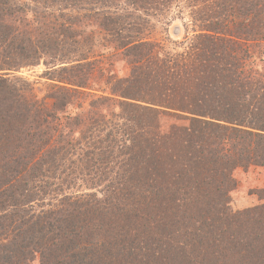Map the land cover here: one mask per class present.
Segmentation results:
<instances>
[{
	"label": "rangeland",
	"instance_id": "1",
	"mask_svg": "<svg viewBox=\"0 0 264 264\" xmlns=\"http://www.w3.org/2000/svg\"><path fill=\"white\" fill-rule=\"evenodd\" d=\"M6 1L14 4L15 11L20 9L23 14L18 18L19 16L15 17L13 14L7 16L6 11H2L5 12V19L2 18L5 25L1 29L3 32L15 34L24 23L27 28H35L39 24L44 26L40 22L34 25L33 20L36 18L49 26L55 25V18L59 14L63 13V18L68 14L70 20L75 21L78 30L80 29L85 51L89 46L93 48L98 63L88 71L87 68L75 69L80 66L76 60L80 57L71 54L62 58L63 60L44 56L36 63L23 64L15 70L0 67V79L5 77L13 80L17 75L23 77L30 82L34 91L31 93L35 99L44 101L49 106L54 101L49 96L55 95L59 87L71 90L64 106H55L56 109L53 107L55 119L46 125L42 121L38 123L34 120L17 119L9 122L12 131L26 132L31 128L32 132H36L35 137H25L14 132V140L6 147L13 150L16 149L15 145L18 149L7 152L8 160L2 158L0 162V210L4 209L6 214L13 210L16 181H28V173L29 182L31 181L33 172L21 174L22 168L19 167L26 164L24 156L29 155L30 167L34 162L44 163V166H36L44 169L45 176L51 177L49 187L51 191H55L45 196L38 188V196L35 193L29 205L38 217L44 219L45 216L58 214L63 210L62 205L66 206L67 196L74 199L75 203H82L83 212H90L85 217L86 220L80 223L84 229L80 233L76 230V235L68 232L66 238L70 240L60 242L64 249L57 247L56 250L47 248L44 251V247L38 244L36 255L28 264H118V260L128 261L129 254L141 252L136 247L140 239L147 237V232L153 234L161 227L151 228L145 221L147 204L143 195L130 182L136 173H149V170L145 168L146 165L131 167L127 163L132 161L131 158L147 161L155 153L160 156L158 149H164L163 137L167 136L172 126L186 123L187 113L170 108L163 101L162 95H159L157 88L144 92L142 89L128 88L125 81L123 87L118 88L120 85L115 78L130 77L133 61L147 53L151 45L154 52L148 54V59L146 57L145 68L150 71L153 69L160 75L163 71L170 74L172 78L169 80H173L174 86L179 80L174 91L182 94L185 89H182L183 81L179 78L185 70L191 77L183 78L188 79V85L192 88L195 87L196 77L199 75L197 69H191L195 66L182 67L185 57L191 51L192 45L202 39L201 36L212 34L232 46L235 52L232 56L239 57L241 70L264 82L263 5L260 0H76V6L61 11V5L71 3L64 2L65 0L61 3L60 0ZM42 6L48 8L43 12ZM250 9L254 13L249 15ZM247 15L250 16L247 18L248 22L239 24ZM245 28L252 31V40L240 38V33ZM143 43L147 44L146 47L141 46ZM69 47L73 51L76 45ZM64 51L71 52L67 47ZM197 54L191 55L190 60L194 61ZM208 54L206 52L205 56ZM79 71L83 73L77 75L79 78H73L76 83L70 81L74 76L72 74ZM193 75L195 76L192 77ZM53 85L56 88L52 89ZM147 100L157 102L151 103ZM77 115L82 122L71 119ZM10 116L12 115L0 116V142L9 135L4 127L8 128L6 121ZM93 121L95 124L92 126ZM16 140L23 143H16ZM68 140L72 144L69 145ZM125 140L127 143L124 145ZM54 154L58 162L52 165ZM228 176L234 184L227 191L231 213L264 204V165L239 166L232 173H228ZM28 185L34 188L30 183ZM59 187L62 192L57 190ZM160 195L165 194H158L157 197ZM23 197L26 199L27 195L24 194ZM190 199L187 214L196 205L192 197ZM134 208L139 213H135L132 210ZM183 208L185 209L181 207V210ZM175 211L177 212L176 209ZM154 215L169 223L168 229L172 235L169 234L173 241V246L170 247L180 248L177 251L172 250V253L176 252L173 256L163 259L169 246L161 248L163 251H157L155 255L152 248L147 246L146 253L151 259L150 264L223 263V258L227 256L223 250H205L201 245L197 246L199 243L196 244L193 240L197 237L191 234L192 229L163 219L164 216L168 217L165 209L157 210ZM182 220L186 224L187 219L181 218L180 221ZM46 226L49 235L45 237L43 245L51 242L55 229L53 225ZM162 238L164 239V235ZM174 241L182 245L176 246ZM224 241L229 244L227 239ZM1 244L3 243L0 239V256L3 253ZM192 244L196 245L195 251ZM242 246L243 244L236 243L238 249H242ZM224 249L232 255L233 252L225 247ZM230 249H233L232 246ZM257 258L259 263L263 261L264 264V253Z\"/></svg>",
	"mask_w": 264,
	"mask_h": 264
},
{
	"label": "trees",
	"instance_id": "2",
	"mask_svg": "<svg viewBox=\"0 0 264 264\" xmlns=\"http://www.w3.org/2000/svg\"><path fill=\"white\" fill-rule=\"evenodd\" d=\"M11 1L14 2V0ZM63 1L60 0V3ZM66 1L71 4L61 5V11L77 5L76 0H65L64 2ZM260 2L264 12V0H260ZM35 6L37 7V4ZM47 8V6H42L43 12ZM250 10L249 15L254 13L252 9ZM2 11H6L7 16L13 14L15 17L19 16L18 18L23 14L20 9L15 11L14 4L0 0V67L4 66V68L15 70L23 64L36 63L44 56L52 59H64L65 56L69 57L71 54L80 57L76 59L80 66L75 69L87 68L88 71L98 63L97 58L94 57L93 48L89 46L85 51L86 47L81 40L80 29L78 30L76 22L70 20L68 14H66V18L62 17L63 13L59 14L55 18V25L49 26L48 23L36 18L33 20V24L37 25L40 22L44 26L39 24L35 28H27L24 23L17 33L8 34L1 30L5 26L3 25L5 12ZM249 17L247 15L239 24L248 22L247 18ZM43 28L44 30H41ZM244 30L240 33L242 36L240 38L246 41L252 40V31L246 28ZM201 37L200 41L192 45L182 66L184 68L195 66L191 69H197L196 72H199L194 89L188 85V79L183 78L191 77L187 70L179 78L183 81L182 89H185L181 94L174 91L179 80L174 86L173 80H169L172 78L170 74L163 71L160 75L153 69L150 71L145 68L148 54L154 52L151 45L147 53L141 55L139 59L136 57L133 61V72L130 77L115 78L120 85L117 86L118 88L124 81L128 88L142 89L144 92L157 88L160 92L159 95H162L163 101L170 108L192 115L185 114L187 122L172 126L167 136L163 137L164 149L161 151L158 149L160 156L155 153V156L147 161L131 158L132 161L127 163L131 164V167L138 164L144 167L146 165L145 168L149 170V173H136L130 182L143 195L147 204L145 221L151 228L161 227V229L158 228L153 234L147 232L148 236L142 237L136 246L137 250L141 252L129 254L130 258H135H129L128 261L118 260V264H150L151 259L146 253L147 246L152 248L154 255L157 251H163L161 248L169 246V250L162 257L163 259L173 256L176 252L172 253V250L177 251L180 248L170 247L173 246V241L168 229L169 223L163 222L154 215V212L156 213L160 209H165L168 213V217L164 216L163 219L175 221L187 229H192L193 233L191 234L197 237L193 240L196 241V244L199 243L197 246L201 245V248L205 250H223L227 259L223 258V263L220 264L263 263V261L259 263L257 257L264 253V204L250 210L231 213L228 208L227 191L228 188L234 186L231 177L228 176L232 170L239 166L264 165V82L255 78V75L240 69L239 57L232 56L235 52L229 43L213 37L212 34ZM75 45L78 49L75 48L71 51L72 48L69 46L75 47ZM146 45L143 43L141 46L146 47ZM65 47L71 52L66 53ZM206 52L209 54L205 56ZM195 53H198V56L194 61H191L190 56ZM199 57L202 58L199 59ZM188 61L189 63L186 64ZM62 70L67 69L62 68ZM82 73L80 71L73 73L74 76L70 81L76 83L73 78H79L77 75ZM54 88L56 85L52 86V89ZM32 91L30 82L21 76L17 75L13 80H8L5 77L0 79V116L12 115L6 121L8 128L4 127V131L9 135L5 137L3 143L0 142V162L3 159L8 160L7 152L18 149L15 145L16 149L8 150L6 148L14 140V132L25 137H35L36 131L32 132L31 128L26 132L12 131L9 122L17 119L34 120L38 123L42 121L46 125L50 120L55 119L53 107L64 106V103L67 102L66 97L69 96V92L71 93L69 88L59 87V91L55 95L49 96L54 100L49 106L44 101L35 99ZM147 101L157 102L155 100ZM71 119L82 122L79 115L72 116ZM94 122H92V126L95 124ZM16 143L22 144L23 142L16 140ZM126 143L125 140L123 144ZM68 144H72V141L68 140ZM49 152L51 153V149ZM55 155L52 156L54 157L52 165L58 162ZM24 162L25 165L19 166L22 168L20 173L25 174L32 171L31 181L29 182L30 173L26 176L28 181L23 182L20 179L16 181L17 191L14 192L16 200L12 201L13 210L10 214H6L4 209L0 210V239L3 243L1 244L3 253L0 256V264H28L36 255L38 244L44 247V251L47 248L48 250L51 248L56 250L57 247H60L61 250L64 249L60 242L69 239L66 238L68 232L76 235V230H78L80 233L84 229L83 224L80 223L86 220V216L90 212V210L83 212L82 203H75L74 199L67 196L65 197L66 206L62 205V212L45 216L44 219L38 217L35 210L29 207L35 193L38 196L40 192L38 188L45 196L55 191H51L49 187L51 177L45 176L44 169L36 166L37 164L44 166L43 162H34L30 167L29 155L24 156ZM15 170L16 173H19L18 169ZM29 183L34 188L30 187ZM57 190L62 192L60 187ZM161 193L165 195L157 197ZM24 194L27 195L26 199L23 197ZM191 197L196 205L193 207V211L190 208L189 214H187L186 210L189 208L187 205L191 201ZM181 207H185V209L181 210ZM132 210L139 213L137 208ZM216 210L217 212H215ZM137 216L140 217L138 214ZM181 218L187 219L186 224L184 220L180 221ZM47 224L53 225L52 227L55 229L52 234L53 238L50 239L51 244L48 241L49 245L45 243V246L43 241L49 235ZM224 239H227L229 244H226ZM174 242L176 246L182 245V243ZM236 243L243 244L242 249H238ZM230 246L233 249H230ZM195 247L196 245L192 244L193 251H195ZM224 247L233 252L232 255ZM183 250L187 252L186 249ZM66 256L64 255V257ZM42 258L44 259L43 255Z\"/></svg>",
	"mask_w": 264,
	"mask_h": 264
}]
</instances>
